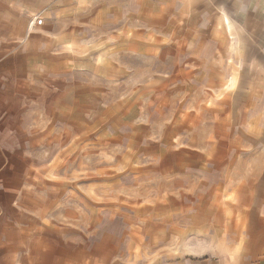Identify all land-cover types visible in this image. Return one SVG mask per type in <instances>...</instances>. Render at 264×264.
I'll return each instance as SVG.
<instances>
[{
	"label": "rangeland",
	"instance_id": "rangeland-1",
	"mask_svg": "<svg viewBox=\"0 0 264 264\" xmlns=\"http://www.w3.org/2000/svg\"><path fill=\"white\" fill-rule=\"evenodd\" d=\"M66 2L64 90L12 141L31 217L3 264H228L264 164V0Z\"/></svg>",
	"mask_w": 264,
	"mask_h": 264
},
{
	"label": "crops",
	"instance_id": "crops-1",
	"mask_svg": "<svg viewBox=\"0 0 264 264\" xmlns=\"http://www.w3.org/2000/svg\"><path fill=\"white\" fill-rule=\"evenodd\" d=\"M69 5L66 0H0V264L6 261V251L22 246L19 240L2 236L18 234L19 219L31 217L22 204L27 202V181L12 144L17 122L35 102L48 103L50 90H55L51 85L64 90L65 84L53 83V78L65 75L68 39L65 29L55 33V25L66 27L62 13ZM52 44L63 52H53ZM104 57V75L111 78L108 59H113V51L106 50ZM90 58L97 60V53L92 51L81 61ZM257 166L240 180L245 189L235 196L228 216L230 230H225L251 237L229 248L228 264H264V164Z\"/></svg>",
	"mask_w": 264,
	"mask_h": 264
}]
</instances>
